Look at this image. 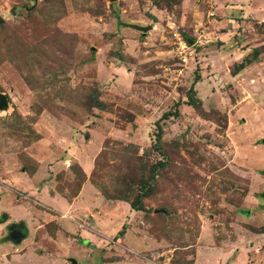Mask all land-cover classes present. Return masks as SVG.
Returning <instances> with one entry per match:
<instances>
[{"label":"rangeland","instance_id":"obj_1","mask_svg":"<svg viewBox=\"0 0 264 264\" xmlns=\"http://www.w3.org/2000/svg\"><path fill=\"white\" fill-rule=\"evenodd\" d=\"M152 1L0 0V240L8 223L28 233L19 249L0 243V264H27L12 257L27 249L47 251L28 264H264V241L244 238L264 232V178L233 146L243 135L264 150V0ZM150 177L142 211L104 208L118 224L89 258L53 246L70 236L32 187L69 200L81 182L104 199L93 179L132 201Z\"/></svg>","mask_w":264,"mask_h":264},{"label":"crops","instance_id":"obj_2","mask_svg":"<svg viewBox=\"0 0 264 264\" xmlns=\"http://www.w3.org/2000/svg\"><path fill=\"white\" fill-rule=\"evenodd\" d=\"M150 30L146 31L144 34H142L141 32L135 30L133 28V26H131L132 29H134L135 31L139 32L141 36H145L149 31L153 30L156 28V26H150ZM145 26V27H147ZM234 141H236V144H233L234 147H236V154H237V158L240 159L241 162H244V164L248 167V166H257L260 169H257V173H255L254 175H260L258 176V178L263 177L264 178V173H262V171L264 172V167L260 166L257 162H250L249 159V154L251 152H253L254 154H258V152H264L263 149L258 148V146L256 147H251L246 149H243V146L246 138L243 137V135H241L240 137H237L233 139ZM232 141V140H231ZM245 152H249V153H245ZM67 159V157H65ZM62 164V163H60ZM243 164V163H242ZM242 167L244 165H241ZM244 166V167H246ZM87 168L83 167V169L81 170L82 174L84 175V177L86 178V172H87ZM84 172V173H83ZM243 173V172H242ZM244 173L246 174V178H248L247 175L250 174V171H244ZM88 177V176H87ZM261 180V179H259ZM249 183L251 184V182L249 181ZM36 185V184H35ZM251 186V185H250ZM32 189L34 191L39 190L38 193H36V198L39 199V197H44V199H48L49 201L51 200L52 204H48L45 202H41L42 205L46 206L47 208H49L54 214L52 215V217L49 219L50 223H54L57 225V233H62L64 230L67 232V234L70 236L68 237L69 239L67 241H62V243L60 242L58 245H54L55 247L59 248V249H70V247L72 246L74 249L78 250L79 253H84L88 248V246L91 245V240H94L95 238H98V235L101 233H104L105 230H109L107 229L108 227L111 228V226L113 228L116 227V225L118 224V222L113 219L112 221H110V219H101V212L104 210V208H113L116 212V216L118 215V210H130V211H134L132 210L129 205L125 202L122 201H117V200H104L102 199L95 191L93 188H90L87 186V184H82L81 186H79L76 194L74 196H72L69 200H65L60 198L59 195H57L56 193H54L53 190L50 189V187L48 185H43L41 188L34 186L32 187ZM264 199V198H263ZM262 199V200H263ZM256 204L258 203L259 206H263L264 204L262 202V200H260V198L256 199ZM86 210V212L89 213L88 216H84L82 215V211ZM129 213V212H128ZM84 216V217H83ZM90 217L91 220L87 221L86 219ZM5 218V213H3L0 216V225L4 224L6 222ZM4 219V220H3ZM91 223V224H90ZM111 224V225H110ZM264 229V228H263ZM124 227H121V229L119 231L123 232ZM118 231V232H119ZM5 232H6V238L7 239H2V241L0 240V243H4V242H10L12 243V247L16 248L20 247V244H25L26 243V239H27V231L25 226L22 224V222L20 223H8L7 225H5ZM20 233L21 235L17 238V240H14V236L16 233ZM118 232L116 233V236H118ZM123 235L125 236V233L123 232L122 235L120 236L123 237ZM51 237V236H50ZM71 237H76V238H71ZM71 238V239H70ZM244 238L250 239V240H254V238H257L256 240L258 241V243L260 241H264V232L259 234V235H255V234H251V233H247L246 235H244ZM35 244H37L35 242ZM5 246V244H2ZM26 245V244H25ZM249 243L247 245V247L250 249H252L251 247H249ZM9 250H13V248L8 247ZM19 249V248H18ZM17 249V250H18ZM22 250V249H21ZM21 252V251H20ZM47 253V251H46ZM43 251H37V252H31L29 251V249L23 250V252H21L20 254H13L12 257H18L17 261H29L31 260V258H29L31 255H36L38 257H42L43 254H46ZM31 254V255H30ZM47 255V254H46ZM84 255H86L84 253ZM20 257V258H19ZM44 257V256H43ZM49 258L52 262L57 263V261L61 260L62 262H64L63 264H77L76 258L75 260L68 257H60V256H53V255H49ZM78 259H82V258H89L88 255L86 256H81V257H77ZM28 262V263H29ZM27 263V262H26ZM27 263V264H28Z\"/></svg>","mask_w":264,"mask_h":264},{"label":"trees","instance_id":"obj_3","mask_svg":"<svg viewBox=\"0 0 264 264\" xmlns=\"http://www.w3.org/2000/svg\"><path fill=\"white\" fill-rule=\"evenodd\" d=\"M152 4H154V6L157 5L158 0H155L154 2L152 1ZM0 21H1V19H0ZM185 41H187V43H188L189 39H186ZM186 99H187V102H186L187 106L191 107L195 111H198L200 109L199 102L195 101L193 90L189 89L187 91ZM95 106L97 109H101L103 107L102 103H100L99 101H95ZM166 116H167V114H164L161 117L165 118ZM159 140H160L159 136L156 135V143L159 144ZM155 168H156L155 166H152L151 170H155ZM79 174H80L79 181H82L83 175L80 171H79ZM91 177H93V173H92ZM152 181H153V177H150L147 181H141V183L139 184L138 190H137L138 193L135 195L134 199L132 201H130L126 196H117L119 193L116 189H114L112 192H108L106 189H103L97 183H95L93 181V179H90L91 184L98 189V191L100 192V194L102 195V197L104 199H106V200H119V201L125 202L134 211H142L141 210L142 209L141 208V199H142L141 193H142V191H150L151 186H152ZM80 183H79V185H80ZM79 185L74 189V192L72 193V195L75 194V192H77ZM127 192L131 193L132 189L130 187H127ZM110 193H112V195ZM122 233H123L122 231H119L117 235L121 236Z\"/></svg>","mask_w":264,"mask_h":264},{"label":"water","instance_id":"obj_4","mask_svg":"<svg viewBox=\"0 0 264 264\" xmlns=\"http://www.w3.org/2000/svg\"><path fill=\"white\" fill-rule=\"evenodd\" d=\"M110 2H114L116 0H109ZM133 28L139 32H141L142 34H144L146 31L150 30V27H137V26H133ZM192 42H188V44H191ZM7 108V100L4 94H0V111H4ZM20 233H16L15 236L13 237L14 240H17V238L20 236Z\"/></svg>","mask_w":264,"mask_h":264},{"label":"built area","instance_id":"obj_5","mask_svg":"<svg viewBox=\"0 0 264 264\" xmlns=\"http://www.w3.org/2000/svg\"><path fill=\"white\" fill-rule=\"evenodd\" d=\"M171 35H172V37H173L174 39H177V40L179 39V41H181L177 33H174V32H173Z\"/></svg>","mask_w":264,"mask_h":264}]
</instances>
